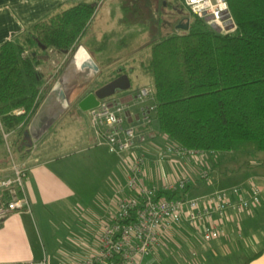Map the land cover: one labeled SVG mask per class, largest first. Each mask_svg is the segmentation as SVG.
I'll return each instance as SVG.
<instances>
[{"label":"crops","instance_id":"0c3cea01","mask_svg":"<svg viewBox=\"0 0 264 264\" xmlns=\"http://www.w3.org/2000/svg\"><path fill=\"white\" fill-rule=\"evenodd\" d=\"M98 1L0 0V46L63 6L81 2L95 5ZM170 4L176 11L175 24L179 23L180 0ZM177 30L175 35L183 31ZM109 32L89 38H83V35L80 39L83 41L81 48L99 70L113 65L107 61L116 48L113 46L121 45L122 48L124 43V39L119 38L112 46V39L107 38ZM72 66L74 72L79 68L75 61ZM56 83L46 82L45 97L28 126L30 137L26 141V154H18L21 157L18 163L27 168L23 185L29 210L13 212L0 221V264H28L42 260L47 264H76L86 261L96 254L98 235L102 226L114 217L117 199L133 195L119 193L125 185L127 169L105 145L97 144L88 112H85V125L81 122L82 117L63 118L71 103L69 82L60 84L65 101L53 91ZM122 94L117 97L128 104L127 125L132 126L133 117L128 109L138 99L132 94ZM146 110L149 115L150 110ZM142 116L136 119L141 121ZM143 128L146 127H136L134 150L143 152L147 158L144 172L147 186L162 188L188 177L191 184L180 192L185 198H189L192 189L198 196L243 184H253L261 190L259 206L238 215L228 214L223 226L225 234L218 240L203 242L199 232L183 222L164 237L149 264H163L169 258L183 264H264V164L259 165L247 180L230 184L224 183V174L219 170L222 156L217 153L197 156L186 163L169 158L156 165L155 160L167 140L152 129L139 132ZM160 140L162 146H159ZM205 170L213 177L209 188L202 191L200 175Z\"/></svg>","mask_w":264,"mask_h":264},{"label":"trees","instance_id":"16d2710c","mask_svg":"<svg viewBox=\"0 0 264 264\" xmlns=\"http://www.w3.org/2000/svg\"><path fill=\"white\" fill-rule=\"evenodd\" d=\"M227 1L235 33L220 34L191 17L188 31L151 46L144 72L153 79L160 131L171 144L213 153H264V0ZM96 5L75 4L0 46V146L4 132L14 152L26 154L25 133L47 90L39 69L43 57L49 50L62 56L74 51ZM21 108L25 113L15 114ZM159 197L183 195L160 192Z\"/></svg>","mask_w":264,"mask_h":264},{"label":"built area","instance_id":"2783aa9c","mask_svg":"<svg viewBox=\"0 0 264 264\" xmlns=\"http://www.w3.org/2000/svg\"><path fill=\"white\" fill-rule=\"evenodd\" d=\"M190 17L204 21L220 34L230 35L237 26L227 0H180ZM153 97L150 88L141 89L137 99ZM128 104L117 95L100 101L98 107L88 111L98 145H105L127 169L124 187L119 193L129 192L128 197L117 199L116 212L111 222L102 226L98 235V250L94 256L76 264H149L164 237L172 234L183 222L198 231L205 243L218 240L225 232L224 220L229 213L236 215L257 207L261 203V190L253 184H243L213 192L196 199L159 197L163 192H184L191 184L182 177L174 184L162 188L149 187L144 182L147 158L134 150L136 127L127 125ZM23 108L15 114H24ZM143 126L151 124L147 110L142 116ZM7 142L10 134L2 133ZM214 154L188 149L168 143L159 152L155 163L161 165L169 158L189 162L197 156ZM12 174L0 177V221L9 214L28 209L24 191L27 168L13 162ZM203 182H210L207 170L200 175ZM17 264V263H16ZM28 264H47L46 260Z\"/></svg>","mask_w":264,"mask_h":264},{"label":"rangeland","instance_id":"374dc122","mask_svg":"<svg viewBox=\"0 0 264 264\" xmlns=\"http://www.w3.org/2000/svg\"><path fill=\"white\" fill-rule=\"evenodd\" d=\"M175 1L177 2V0H99L96 2V10L90 23L91 26L89 25L90 28L88 27L87 32L85 31L83 38H89L91 35L97 36L105 31H110L107 38L109 40L112 39L111 45L114 43L116 45L118 42L116 40L119 38L124 39L122 48H120L121 45H112L116 48L112 50L111 59L107 60L109 64H113L109 69L100 68L97 72L85 70L82 73L76 74L77 72L73 71L70 62L81 43H83L80 40L79 46L67 56L58 55L49 50L48 56L46 58L43 57L42 66L39 69L45 74L46 82L48 81L50 85L58 81H61V83L64 81L69 82L71 103L63 114L65 120L78 116L82 117L81 122L85 125L87 113L82 112L78 108V103L88 93L97 90L110 79L114 78L115 73L118 74L121 70L129 76L132 87L129 91L124 92V95L132 94L137 97L141 89L150 88L152 91L154 90L153 79L144 72V66L151 57V46L161 38L178 32V23L175 24L176 11L173 10L170 4H173ZM71 5L73 4L63 6L57 12L69 8ZM180 7L183 6L180 4ZM184 32L180 31V34ZM130 38L134 39L129 40ZM113 47L111 48L113 49ZM146 109L150 110L151 124L143 128V130H139V132L152 129L161 138H165L167 144L171 143V140L160 131L155 101L152 96L144 99L138 98L131 105V108L128 109L130 115L133 117L132 127H139L143 124L142 118L141 121H138L136 117L141 116ZM162 145L163 141L160 140L159 146ZM110 154L114 158L119 159L115 154L111 152ZM216 155L222 156V164L219 170L224 174L225 184L247 180L249 175L253 174L259 165L264 164V153L252 150L232 151L226 154L217 153ZM20 159L21 157L14 152L9 137L7 142L0 146V176L4 177L10 174L13 162L18 163ZM212 177H210V182ZM210 182L202 181L199 183L201 190L209 188ZM193 192L194 189H192V194L189 195L188 199L201 197L193 194ZM163 264L183 263H179L178 259L176 262L175 259L169 258L165 259Z\"/></svg>","mask_w":264,"mask_h":264},{"label":"water","instance_id":"95a60500","mask_svg":"<svg viewBox=\"0 0 264 264\" xmlns=\"http://www.w3.org/2000/svg\"><path fill=\"white\" fill-rule=\"evenodd\" d=\"M179 16L181 17V20L179 21L177 28L181 29L183 31H188L190 28V23L191 20L189 18H184L183 13L179 12L178 13ZM82 49L81 46H79V48L77 49L76 53L74 54L71 62H70V66L71 68L73 61L75 60L76 54L78 53V51ZM42 50H45V47H42ZM83 50V49H82ZM84 55H85V59L84 62L82 63V65L77 68V73H82L85 70L91 71V72H97L99 69L96 66V64L93 62L92 58L90 57V55L84 51ZM118 77L114 78L113 80H111L110 82L106 83L105 85L101 86L100 88H98L97 90H95L92 93H89L88 95H86L79 103H78V108L82 111V112H88L96 107L99 106L100 101L104 100L106 98H109L111 96H115L117 94H121L124 92H127L131 89V82H130V78L127 74H122L121 71L118 72ZM61 82H57L55 84V86L53 87V91L56 92L57 96L59 97V99L61 101H65L66 97H65V93L61 88ZM26 138L30 137V133L29 131H27L25 133Z\"/></svg>","mask_w":264,"mask_h":264},{"label":"bare ground","instance_id":"6f19581e","mask_svg":"<svg viewBox=\"0 0 264 264\" xmlns=\"http://www.w3.org/2000/svg\"><path fill=\"white\" fill-rule=\"evenodd\" d=\"M84 59H85V55H84V52L82 49H80L78 51V53L76 54V57H75V64L80 67L82 65V63L84 62Z\"/></svg>","mask_w":264,"mask_h":264},{"label":"flooded vegetation","instance_id":"af4514ba","mask_svg":"<svg viewBox=\"0 0 264 264\" xmlns=\"http://www.w3.org/2000/svg\"><path fill=\"white\" fill-rule=\"evenodd\" d=\"M180 11L183 13V16H184V18H189L190 20H191V17H190V15H189V13L183 8V7H181L180 8ZM122 74H124V73H122ZM119 76V75H118ZM118 76H116V77H118ZM116 77H114V78H116ZM114 78H112V79H110L108 82H110L111 80H113ZM107 82V83H108ZM131 82V81H130ZM105 85V84H104ZM103 86V85H102ZM95 91V90H94ZM94 91H92V92H94ZM92 92H90V93H92ZM89 94V93H88ZM66 97V96H65Z\"/></svg>","mask_w":264,"mask_h":264}]
</instances>
